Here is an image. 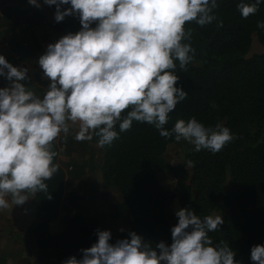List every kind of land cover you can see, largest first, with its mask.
<instances>
[{
  "label": "clouds",
  "instance_id": "9594fccd",
  "mask_svg": "<svg viewBox=\"0 0 264 264\" xmlns=\"http://www.w3.org/2000/svg\"><path fill=\"white\" fill-rule=\"evenodd\" d=\"M262 0H241L236 7L242 18L254 15ZM36 8L40 0H28ZM55 6L54 19L76 16L79 31L47 45L38 66L46 91L38 95L26 87V67H17L0 55V210L23 205L38 192H47L59 165L54 162L55 142L66 140L78 126V142L98 138V146L111 145L133 121L153 125L162 137L186 141L194 151L220 152L235 137L217 123L205 127L195 117L178 119L165 129L169 114L185 100L178 87L177 68L187 71L195 49L192 30L217 19V0H43ZM64 5L69 7L64 8ZM94 25V26H93ZM222 27V21L218 22ZM264 29V22H257ZM189 41V42H185ZM215 107V105H213ZM193 166V161H188ZM48 198H51L50 196ZM178 223L171 228L172 243L153 246L136 232L111 243L110 230H96L97 242L81 249L62 264H240L228 242L214 243L210 233L221 229V215L201 218L189 208L175 211ZM124 231L123 228L120 229ZM250 259L264 264V245L251 247Z\"/></svg>",
  "mask_w": 264,
  "mask_h": 264
},
{
  "label": "trees",
  "instance_id": "16d2710c",
  "mask_svg": "<svg viewBox=\"0 0 264 264\" xmlns=\"http://www.w3.org/2000/svg\"><path fill=\"white\" fill-rule=\"evenodd\" d=\"M15 1L0 0V12ZM239 2L217 0V19L211 24H186V29L192 30L190 43L195 53L187 71L179 68L178 61L174 71L180 77L177 86L187 97L169 114L164 126L170 130L178 119L195 117L205 127L220 123L235 138L216 154L204 149L196 152L187 142L183 161L170 165L165 155L168 146L176 143L174 137H162L147 123L133 121L124 132L117 124L118 138L102 147L96 161L101 164V196L111 195L113 188L119 190L122 200L116 207L117 217L129 225L128 230L121 232L117 221L106 213L77 211L61 233L52 235L50 223L60 215L67 176L59 162L65 141L61 145L55 142L58 155L54 162L59 170L45 181L47 192L36 193L32 202L41 215L34 239L40 249H54L58 264L71 256L81 258L80 250L97 242V229L110 230L111 243L134 231L153 246L160 241L170 245L173 226L167 208L175 199L201 218L224 208V224L210 237L214 243L228 242L240 264H254L251 247L264 245V52L247 55L254 35L264 47V29L257 27L258 21L264 22V0L247 19L237 10ZM221 21L223 26L218 27ZM92 141L98 142V138L94 136ZM93 159L87 160L86 167ZM160 171L171 174L175 180L172 189L160 183Z\"/></svg>",
  "mask_w": 264,
  "mask_h": 264
},
{
  "label": "crops",
  "instance_id": "0c3cea01",
  "mask_svg": "<svg viewBox=\"0 0 264 264\" xmlns=\"http://www.w3.org/2000/svg\"><path fill=\"white\" fill-rule=\"evenodd\" d=\"M40 3L41 7L36 8L28 0H16L0 12V55L14 66L26 67L29 79L23 83L42 96L49 81L42 78V69L37 62L39 57L46 51L48 44L56 42L69 32L79 31L81 25L76 16L68 22L66 19L56 22L55 6L44 5L43 0ZM63 7L67 8L69 5ZM8 83L4 77H0V87H6ZM77 128L78 126H73L70 129L66 140L62 134L56 141L60 145L65 141L60 146L59 162L67 173L65 192L70 191V194L68 197L65 193L60 215L50 223L52 235L61 233L68 219L75 212L82 211L83 206H88L90 192L91 195H96L98 189L96 184L99 177H93L85 164L89 158H99L102 147L92 140L76 141L74 132ZM84 181L85 184L90 181V184L84 187ZM101 191L100 173V195ZM83 196L85 197L82 198ZM32 197L23 205L17 206L11 205V197H8L10 207L0 210V264H58L54 249H40L34 239L33 231L40 222L41 215L35 209L37 207L33 204ZM117 225L120 228V223L117 222ZM128 228L129 225L123 228V232Z\"/></svg>",
  "mask_w": 264,
  "mask_h": 264
},
{
  "label": "rangeland",
  "instance_id": "374dc122",
  "mask_svg": "<svg viewBox=\"0 0 264 264\" xmlns=\"http://www.w3.org/2000/svg\"><path fill=\"white\" fill-rule=\"evenodd\" d=\"M264 52V47L262 46V44L258 41L256 35H254V40L253 43L251 45V49L249 54L247 55L248 57L256 54V53H263ZM189 146V144H187L186 141H180V142H176L174 144H170L168 146V151L165 155L166 161L168 164L170 165H174V164H178L180 162L183 161V154H184V148ZM97 158L93 161H90L89 165H88V169H89V173L92 174V176H97L99 177L98 182H97V188L96 189V195H91L90 192V198L88 199V206H83L82 212L85 214H92V213H96V212H100V210L104 211L102 213H106L110 216L113 217V219L115 221L118 222V224L120 223V228H125L127 227V225H124L123 222L117 217V205L121 202L122 197L121 194L119 192V190L113 188L111 195H109L106 198H103L100 195V166L101 164H99L97 161ZM89 174V175H90ZM158 178L160 183L168 188V189H172L175 186V180L173 179V177L171 176V174L169 172H165V171H160V173H158ZM89 180H93V179H89ZM90 184V181H84V187H86V185ZM93 190V188H92ZM70 191H66L65 193H67V196L69 197V193ZM85 196H83L82 198H84ZM80 199V198H79ZM178 208H182L178 202L177 199H175L172 204L167 208V217L169 219V221L171 222L172 226H175L178 223V217L175 215V211ZM36 210H38L37 208H35ZM225 212V209L220 207L215 213L214 215H221Z\"/></svg>",
  "mask_w": 264,
  "mask_h": 264
},
{
  "label": "built area",
  "instance_id": "2783aa9c",
  "mask_svg": "<svg viewBox=\"0 0 264 264\" xmlns=\"http://www.w3.org/2000/svg\"><path fill=\"white\" fill-rule=\"evenodd\" d=\"M75 16H68V17H65L66 21L68 22L70 19H73ZM8 44V42L6 43Z\"/></svg>",
  "mask_w": 264,
  "mask_h": 264
}]
</instances>
